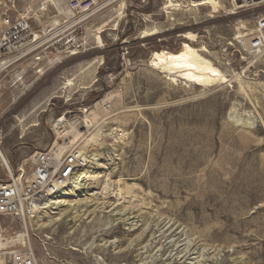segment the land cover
Here are the masks:
<instances>
[{
  "label": "rangeland",
  "instance_id": "rangeland-1",
  "mask_svg": "<svg viewBox=\"0 0 264 264\" xmlns=\"http://www.w3.org/2000/svg\"><path fill=\"white\" fill-rule=\"evenodd\" d=\"M215 1L112 0L75 18L67 0H0V21L29 19L38 40L26 55L0 36V179H29L36 153L64 144L93 176L25 223L1 218L39 264H264V51L250 47L264 3ZM184 42L225 78L152 64Z\"/></svg>",
  "mask_w": 264,
  "mask_h": 264
},
{
  "label": "built area",
  "instance_id": "built-area-1",
  "mask_svg": "<svg viewBox=\"0 0 264 264\" xmlns=\"http://www.w3.org/2000/svg\"><path fill=\"white\" fill-rule=\"evenodd\" d=\"M73 17L92 14L112 0H67ZM248 7L264 3V0H242ZM1 46L14 53L25 50L29 55L31 45L37 40L34 28L25 17H12L4 14L0 21ZM250 47L264 51V17L257 21V29ZM30 48V49H29ZM55 50L58 51L57 47ZM44 55L37 56L42 61ZM89 165L81 148L69 145H54L50 149L36 153L33 172L23 180L13 174L0 179V220L2 217L25 219L33 201L45 205L53 204L73 188L74 180ZM3 233L0 232V235ZM0 264H39L30 241H17L15 244L0 247Z\"/></svg>",
  "mask_w": 264,
  "mask_h": 264
},
{
  "label": "bare ground",
  "instance_id": "bare-ground-1",
  "mask_svg": "<svg viewBox=\"0 0 264 264\" xmlns=\"http://www.w3.org/2000/svg\"><path fill=\"white\" fill-rule=\"evenodd\" d=\"M208 3L213 4V6L217 5L215 0H208ZM183 36L184 38H187L188 40H191V41H194V38H195V35H193L190 32ZM200 51L201 50L199 48L194 47L188 42H184L182 45V48L177 52H171V51L156 52L154 55L152 64L156 66H161L162 68L166 69L169 72L178 73L179 74L178 76H180L182 79L196 83V85H201V86L210 85L213 82H216L220 79L223 80L225 77L222 74V72L217 67H215L209 60L202 57L200 54ZM90 116H91L90 114L85 115V118L82 119L84 122L87 123L86 125H89L88 122H90L91 120ZM67 117L68 115H66L64 118H67ZM77 120L80 121L79 118H74L73 120H71L72 121L71 124L74 125L77 122ZM64 122H65L64 119H60L56 124V128L58 130H61L64 127ZM0 155L3 161L8 166V168L11 170L9 162L7 158L5 157V155L3 154L1 148H0ZM86 169L87 168L83 169L81 173H79L78 176L75 178L74 180L75 185L73 186V188H76L82 182H85L93 178V176L89 174V170H86ZM107 183H111V181H108ZM64 196H67V192L65 193ZM61 200L57 199L53 203H57L59 201L61 202ZM29 207H30V211L34 213L39 209H44L45 207H47V205L37 202V201H33ZM25 237H26V233L25 234L19 233L16 236H10V237L8 236L5 237L2 234L0 235V247H3V245L7 246L9 244L13 245L17 241H23L25 240Z\"/></svg>",
  "mask_w": 264,
  "mask_h": 264
}]
</instances>
